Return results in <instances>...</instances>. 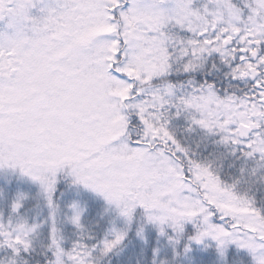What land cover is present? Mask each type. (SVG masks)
<instances>
[{
	"label": "snow or ice",
	"instance_id": "snow-or-ice-1",
	"mask_svg": "<svg viewBox=\"0 0 264 264\" xmlns=\"http://www.w3.org/2000/svg\"><path fill=\"white\" fill-rule=\"evenodd\" d=\"M0 264H264V0H0Z\"/></svg>",
	"mask_w": 264,
	"mask_h": 264
}]
</instances>
